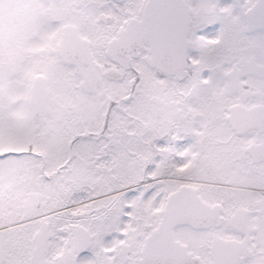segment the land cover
I'll return each instance as SVG.
<instances>
[{
  "label": "snow or ice",
  "instance_id": "1",
  "mask_svg": "<svg viewBox=\"0 0 264 264\" xmlns=\"http://www.w3.org/2000/svg\"><path fill=\"white\" fill-rule=\"evenodd\" d=\"M0 264H264V0H0Z\"/></svg>",
  "mask_w": 264,
  "mask_h": 264
}]
</instances>
